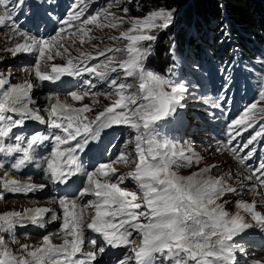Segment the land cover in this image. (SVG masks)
<instances>
[{
  "label": "snow or ice",
  "instance_id": "snow-or-ice-1",
  "mask_svg": "<svg viewBox=\"0 0 264 264\" xmlns=\"http://www.w3.org/2000/svg\"><path fill=\"white\" fill-rule=\"evenodd\" d=\"M17 4H23V0H0V25L13 19ZM87 6V0H76L72 5L73 10L61 23L72 28L74 21L80 22L76 31L81 44L86 39H96L91 35L89 25L117 28L128 23L129 27L121 31L119 36L108 37L110 41H125L122 46L112 44L99 49L94 44L95 55L91 51L78 50L79 55H68L64 64L49 63L56 56L68 52L60 43L65 32L62 27L55 36L47 39L16 31L23 42L16 43L6 51L13 56L18 53L36 54L32 71L39 81H56L65 75L79 76L84 72L100 80H108L110 73L119 69L125 77L133 78L136 84L118 83L116 79H111L109 86L113 91L106 95L115 96V99L91 119L86 113L91 112L98 101L94 100L92 105L75 107L55 97V102L50 105L47 123L51 129L59 132H51L49 135L37 132L27 139L26 146H22L23 135H17L14 144H6L5 138L12 134L13 129L23 126L26 120L45 123L39 111L30 107L35 103L31 98L33 84L24 81L0 93V153L22 154L12 164L13 169L19 170L31 162L35 147L51 139L54 147L49 157L45 158L47 179L53 184L68 185L74 183L77 175L86 177V183L77 199L64 196L58 200L62 216L52 213L53 221L61 220L57 233L44 235L35 246L20 244L19 254L0 235V264H92L98 255L105 252V248L84 253L86 230L100 234L106 244L113 248L130 247L131 254H125L118 264H130L133 261L134 264H155L157 256L162 257L166 264H235L238 246L233 243L234 238L241 237L254 226L264 230V212L257 210L255 199L251 202H236L237 208L250 216L255 225L239 210L228 212L218 200L226 193H234L236 189L222 177L204 175L216 165L205 166L189 176L180 175L177 168L198 164L203 157L191 147L178 146L157 131L162 121L175 114L178 107L184 106L185 85L145 67V61L152 53V44L157 40L153 30L168 28L173 22L175 9L161 7L149 11L143 17L126 19L115 16L109 10V5L81 20ZM124 12H127L126 8ZM118 53H123V58L117 57ZM96 57L105 59L99 64L87 66V62ZM8 84L7 78H0V89ZM89 84L94 87L91 82ZM134 87L135 91H132ZM88 95V91L70 93L75 101H82ZM204 103L210 101L205 99ZM12 114L19 118L14 119ZM257 119L264 120V85L259 90L258 100L232 120L229 125L231 139L228 143L231 144L242 131L252 128ZM114 125H127L135 131L134 140L128 141L134 142V155L127 150L122 151L115 160L101 163L93 171H87L77 152H84L90 141L98 140L105 129ZM261 136H264V123L260 124V130L255 132L244 147L247 148ZM70 141H76L75 145L64 147ZM248 155L251 156L252 152ZM239 162L244 164L245 158H240ZM117 163L125 166L131 164L133 167L126 174L117 176L118 169L114 167ZM2 168L4 164L0 163ZM257 172L260 175H256ZM262 176L264 160L251 176L246 177L248 180L255 178L258 182L252 186L253 191L257 187L264 188ZM128 178L135 182L136 191L121 186ZM0 183L12 193L26 194L45 187L44 184L21 182L7 171L0 177ZM256 194L264 196L259 192ZM86 195H92L95 199L81 205L78 200ZM260 203L264 204V198ZM89 210L92 214L86 217ZM51 211L49 208L38 207L4 212L0 214V233L12 232L17 225L28 222L43 226L44 215ZM134 233L137 239H131ZM54 237L61 238L62 242L54 243ZM13 242L19 243L16 240ZM90 243L96 246L97 242L92 240ZM239 251L244 250L239 248ZM78 254L83 258H78Z\"/></svg>",
  "mask_w": 264,
  "mask_h": 264
},
{
  "label": "rangeland",
  "instance_id": "rangeland-1",
  "mask_svg": "<svg viewBox=\"0 0 264 264\" xmlns=\"http://www.w3.org/2000/svg\"><path fill=\"white\" fill-rule=\"evenodd\" d=\"M142 1L143 0H87V11L84 16L81 17V20L95 14L102 8L109 7V5H111L109 10L112 11L115 16L125 17L126 19L131 17H143L149 11L161 8L154 5H145ZM75 3L76 0H46L45 8L40 11L35 9L31 0H23V4H17V7L12 14L13 19L0 25V78H7L9 80V84L5 85V88L1 90L2 92L13 84H20L26 81V75L35 77L32 68L35 64L36 54L18 53L16 56H13L10 52L6 51L7 48L13 47L11 44L15 39H20V36L16 35V31L27 32L29 35L32 33L31 36L47 39L51 36H55L60 28H65V32L62 34L64 39L60 41V43L68 49V52L64 53L62 56H56L53 61L49 62L57 64H64L68 55H71L72 57L78 56V50L91 51L95 55L96 49L93 48L94 44L98 45L99 49H103L112 44L122 46L123 43H125L123 40L110 41L108 37L119 36L121 31L126 30L129 27L128 23H124L117 28H98L94 25H89L88 27L92 29L91 35L96 37V39L92 41H87L86 39L85 43L81 44L79 33L76 31L80 22L74 21L72 28H68L67 25L61 23V21L67 19L68 13L73 10L72 5ZM184 6L178 5L177 7L171 8L175 9V12L173 22L168 28L153 30L157 39L158 37H168L173 30L172 25L183 19L181 9ZM9 7H11V5ZM125 8L127 9L126 13L124 12ZM105 23L107 22L105 21ZM226 39L229 40L228 35ZM222 41L224 42L223 39ZM204 49L205 46H203L202 50ZM184 53L185 49L182 51L174 50L172 54L174 68L170 73L153 70L150 68V65L147 64V60L145 61V67L147 70L154 71L162 76L173 78L177 82L184 84L186 87V92L182 101L184 106L178 107L175 114L165 120L166 124L170 125V127H168L167 134L160 135L168 138L178 146L185 148L191 147L196 153L202 156L203 159L198 164L193 163L188 167L181 166L176 170L182 176H189L193 173L199 172V170L205 166L216 165V167L211 168L210 171L204 175L214 178L222 177L231 187L236 189L234 193H226L220 198V200H218V203L224 204V207L228 212L235 213L239 210L236 205L237 201L244 200L251 202L255 199L257 201V210L264 212V204L260 203V200L264 198V196L256 194L257 192L264 194V188L257 187L256 190L253 191L252 186L258 182L256 180L254 181L255 178L252 180L246 179V177L250 176L246 171H253V169H247V165H245V171L234 158H245V162H248L250 167H253L255 162L259 165L261 161L264 160V136L257 137L252 144L248 145L249 147H252V149L247 153H245V148L242 145H239L242 142L246 144L255 132L260 130V124L264 123V120L257 119L252 128L247 129V131H242L239 136H236V138L232 140L229 146L224 144L225 141L220 142V140L217 139L219 135H227L230 140L229 125L232 120L239 117L246 107L258 100L259 90L261 86L264 85V59H258L260 62L252 63L251 66L246 65L248 66V69L243 70L244 64H238L235 50H230L228 57L232 58V61L229 62L232 65V69H229L227 68L229 63L225 66L222 63L204 61L205 58L201 61V58L193 59L189 56H184ZM106 55H111V53H107ZM116 55L119 58H123V53H118ZM104 59L105 57H96L95 59L88 61L87 66L91 67L93 64H99L100 61ZM253 66L257 67V69L249 71V68ZM246 71L250 72H248V80L244 77ZM220 72H226L227 74L230 73V77L226 81V84L218 82L221 80L220 78L217 79V74ZM75 77L76 79L74 76L65 75L58 80L61 83L75 80L73 85L64 87L60 84L53 83L52 87L49 88L47 87L49 85H43L44 81H39L36 77L33 78L34 85L41 83L42 87L38 93L34 92L31 95V98H35L36 95H39L43 96V101L41 104H37V106L31 104L30 107L34 110L40 109L45 113L49 112L50 105L52 104V102H50L52 99L50 100L49 97L63 98L75 107H82L83 104L92 105L95 100L98 101V103L95 104L91 112L86 113L91 119L95 117L97 112L102 111L104 107L108 106L115 99V96L106 95L113 91L109 86L111 79H116L118 83L136 84V81L133 78L125 77L123 71L119 69L117 72L110 73L108 80H100L95 75L87 72ZM89 82H91V85H94V87L90 86ZM84 91H88L89 95L82 101L72 100L70 93H81ZM132 91H135V87ZM205 99L209 100L210 103H204ZM216 104L219 106H215ZM106 133L107 131L105 129L98 140L89 142L87 147L91 146L92 148L84 150L88 151V155L85 157L89 156L95 158V163L90 171H93L101 163H109L115 160L122 151L127 150L134 155V142L128 143V141L134 140L136 135L133 129L127 125H118L108 138H106ZM24 144H26V142H24ZM220 144H223L230 149L232 155L220 146ZM232 144L236 145L237 150H231ZM253 149L255 150L254 152ZM250 152H252L251 156L248 155ZM114 167L118 169L117 176H119L130 171L133 165L130 164L125 166L117 163ZM24 178L25 177H20L17 180L23 181ZM261 178L264 179V176ZM28 180L29 179L26 177L24 182L39 183L37 181ZM121 186L129 191L137 190L136 184L131 178L125 179ZM81 190L82 188L79 190V195ZM89 196L90 198L83 201L82 204H87L88 201L92 199L93 196ZM26 198H28V196ZM32 199H30L32 202H38V199L51 200L47 194ZM12 202L16 203L17 201L12 200ZM141 210L144 209L142 208ZM239 211H241L242 215H245V218L250 223L255 225V222L251 220L250 216L243 213L242 210ZM91 214L92 212L88 213L87 217H90ZM59 225H61V223ZM47 233L52 234L53 231L46 230L33 234L30 230H24L16 233L13 232L12 234H5L4 239L5 243L10 245L16 237H20L21 239L32 237L37 238L42 237ZM0 235L3 234L0 233ZM90 236L94 237L93 234H90ZM134 236L135 239H137L135 233ZM251 238H255L261 243L264 239V230L261 231L259 227L254 226L253 228L248 229L246 233L242 234L241 237L234 238L233 243L238 246L235 253V263L257 264V262H259L258 259H253L252 256L250 257L249 253H252L254 248L261 245H254L250 240ZM59 240H54V243L62 242L61 239ZM239 248H243L244 251H239ZM13 251L17 252L16 249H13ZM130 254L131 252L129 250V255ZM244 260H246V262H244Z\"/></svg>",
  "mask_w": 264,
  "mask_h": 264
},
{
  "label": "trees",
  "instance_id": "trees-1",
  "mask_svg": "<svg viewBox=\"0 0 264 264\" xmlns=\"http://www.w3.org/2000/svg\"><path fill=\"white\" fill-rule=\"evenodd\" d=\"M145 5L171 9L185 5L183 19L172 25L171 33L152 44L147 64L153 70H173L174 50L186 48V55L210 59L225 66L231 48L239 61L251 66L264 59V0H143ZM176 24V25H175ZM229 39L227 40L226 35ZM224 40V42L222 41ZM203 46L205 49L202 50ZM225 76V77H224ZM229 76L224 74L222 79Z\"/></svg>",
  "mask_w": 264,
  "mask_h": 264
},
{
  "label": "bare ground",
  "instance_id": "bare-ground-1",
  "mask_svg": "<svg viewBox=\"0 0 264 264\" xmlns=\"http://www.w3.org/2000/svg\"><path fill=\"white\" fill-rule=\"evenodd\" d=\"M23 42V38L20 37V39H15L14 42L11 44L12 46H14L16 43H22ZM27 78H25L26 81H30L31 83H33L34 85V80L33 78L35 77H32V76H28L26 75ZM44 85V84H43ZM42 87V84L41 83H37L33 86V90H31V95L36 92L38 93V91L41 89ZM2 89H0L1 91ZM2 93V91L0 92ZM40 93V92H39ZM47 99V98H45ZM32 100L36 101L34 104V106H37V104H41V102L43 101V96H39V95H36L35 98H32ZM61 101H65L63 98H60ZM52 103L55 102V97H52V101H50ZM37 109V108H36ZM39 111V114L41 116H43L45 118V123H40L39 121H35V120H26L25 121V124L23 126H20V127H17L15 129H13V132L12 134H10L9 137L5 138V143L6 144H14L16 142L15 140V137L17 135H23L24 136V142L27 141V139L39 132V133H45L46 131H48L49 129L50 130H53V132H59V130H56V129H51L49 127V125L46 124V121L48 120V114L49 112L45 113L44 111L40 110V109H37ZM13 115V118L14 119H17L19 118L16 114H12ZM116 125H114L113 127H111L112 129L115 127ZM109 128V129H111ZM79 140V138H77ZM76 143V141H70L68 145H65L64 147H69V146H74ZM49 146L50 144H53L54 145V141L53 140H47V141H44L41 145H46ZM36 149L35 150H38L39 148H37V146L35 147ZM87 153V152H86ZM19 153H12L11 155H8V154H5V153H0V156H2L3 159H5L3 161V164H4V168L0 169V177L3 176L4 172L7 171L9 172V175L15 179H19L18 176L20 175L19 172L15 171L11 166H12V156L14 155H17ZM88 154V153H87ZM81 157L84 156V153H80ZM37 158L36 157H33V159L31 160V162H35ZM242 169H246L245 165L243 167H241ZM45 168H43V175L44 177H32L33 181H36L37 179H43V182L45 183V186H46V175H45ZM251 170V169H250ZM23 178V177H22ZM26 178V177H25ZM24 178V180H25ZM23 180V179H22ZM21 181V182H24ZM29 181V180H28ZM255 181V179H254ZM40 190V189H39ZM48 191H46L44 194H47ZM39 192H37V190L35 191H31V192H28V193H12L10 191H7L4 187H3V184L0 183V196H2L3 198L0 199V214L4 213V212H8V211H12V210H16V211H22L23 209L25 208H49L51 209L52 211L49 212V213H46L43 217V226H36V225H31L32 223L31 222H28V223H25L23 225H17L13 230L12 232H3V236L5 234H12L13 232L16 233V232H19V231H24V230H30L31 232H33V234L35 233V231H40V229L42 231H46V230H52L53 233L56 231V230H59L60 228V223H61V220H55L53 221L52 220V213L55 212L56 214L58 215H61L62 216V210L60 209L59 207V204H58V200L59 199H56L54 196H52L51 200H40L38 199V202H32L33 199L32 198H37V197H41L43 194L39 195L38 194ZM79 194V193H78ZM24 196V197H23ZM28 196V198H26ZM80 196V195H79ZM14 197H17V198H14ZM69 199L70 197L67 196ZM90 196L89 195H86L82 198H79L78 202L81 204V205H84L82 204L83 201H86V199H89ZM30 199H32V201H30ZM94 198L92 197L91 200H93ZM7 200H11V201H7ZM12 200H15L17 201L16 203L15 202H12ZM36 200V199H35ZM37 204V205H36ZM35 205V207H34ZM91 212V211H90ZM88 212V213H90ZM86 213V217L88 216ZM48 214V216H47ZM59 225V226H58ZM31 228H28L30 227ZM258 229V228H257ZM262 231V229H260ZM247 231V230H246ZM51 232V231H50ZM28 233V232H27ZM89 233V230H86L85 231V234ZM50 234V233H49ZM48 233L45 234V235H49ZM19 236V235H18ZM28 236V235H27ZM26 237V236H25ZM101 238H103L102 236H100ZM42 237H32V238H27V239H21L20 237H16L13 239L16 240V241H19V243H14L13 241L10 243V245H8L12 250L13 249H16L17 250V254L20 253L21 249H20V244H28L30 246H35V245H38L41 241H42ZM61 238H56L54 237L53 238V242L59 240ZM132 239H135V236L133 234L132 236ZM55 240V241H54ZM60 241V240H59ZM62 241V239H61ZM61 242H58L56 244H60ZM261 246H257V248H254L253 252L252 253H249L250 254V257L252 256L253 259H258V261L260 262V264H264V242H262L260 244ZM244 262H246V260H244ZM237 264V263H235ZM253 264V263H252ZM255 264V263H254Z\"/></svg>",
  "mask_w": 264,
  "mask_h": 264
}]
</instances>
